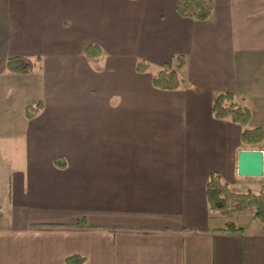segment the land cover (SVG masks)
<instances>
[{"label":"crops","instance_id":"obj_1","mask_svg":"<svg viewBox=\"0 0 264 264\" xmlns=\"http://www.w3.org/2000/svg\"><path fill=\"white\" fill-rule=\"evenodd\" d=\"M176 1L0 0V264H264V226L205 193L212 173L264 193V141L262 175H239L242 128L211 110L231 92L264 128V0H213L205 21ZM14 55L40 68L11 73ZM177 55L181 87H154Z\"/></svg>","mask_w":264,"mask_h":264},{"label":"trees","instance_id":"obj_2","mask_svg":"<svg viewBox=\"0 0 264 264\" xmlns=\"http://www.w3.org/2000/svg\"><path fill=\"white\" fill-rule=\"evenodd\" d=\"M175 10L178 15L199 21L208 20L213 11V0H177ZM84 54L94 64L100 61L103 51L96 44L90 43L84 48ZM40 57L34 58L14 55L6 59L5 68L7 71L16 74H29L34 69L40 68ZM173 67H164L152 75V84L161 90H175L181 87L183 79L178 70L184 65L183 55L174 58ZM97 68H99L97 66ZM149 68L147 62L139 60L136 63L138 72H145ZM42 101L29 104L25 107L26 118L34 117L41 109ZM212 114L216 119H226L240 125V142L244 149L254 150L264 141V128L248 127L250 110L242 101H237L231 92H223L214 96L212 101ZM53 162L59 167L65 164L60 158H54ZM206 201L209 210L217 212L225 217H232L242 212H251L264 226V193H254L251 190L236 192L225 183L219 174L209 175L205 184ZM72 227H84L83 220L78 219ZM217 230L225 232H240L241 227H236L232 221H227L222 228ZM83 257L72 255L66 258V264H82Z\"/></svg>","mask_w":264,"mask_h":264},{"label":"water","instance_id":"obj_3","mask_svg":"<svg viewBox=\"0 0 264 264\" xmlns=\"http://www.w3.org/2000/svg\"><path fill=\"white\" fill-rule=\"evenodd\" d=\"M237 173L242 176H261L263 173V154L260 150L242 149L237 157Z\"/></svg>","mask_w":264,"mask_h":264}]
</instances>
